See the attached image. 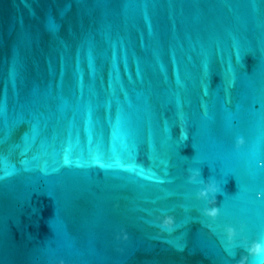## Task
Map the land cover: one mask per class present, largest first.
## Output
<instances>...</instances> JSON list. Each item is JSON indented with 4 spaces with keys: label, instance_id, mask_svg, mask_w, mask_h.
Wrapping results in <instances>:
<instances>
[{
    "label": "water",
    "instance_id": "obj_1",
    "mask_svg": "<svg viewBox=\"0 0 264 264\" xmlns=\"http://www.w3.org/2000/svg\"><path fill=\"white\" fill-rule=\"evenodd\" d=\"M259 193L264 0H0V264H264Z\"/></svg>",
    "mask_w": 264,
    "mask_h": 264
},
{
    "label": "clouds",
    "instance_id": "obj_2",
    "mask_svg": "<svg viewBox=\"0 0 264 264\" xmlns=\"http://www.w3.org/2000/svg\"><path fill=\"white\" fill-rule=\"evenodd\" d=\"M244 139L241 137L237 141V146L244 144ZM200 175L199 171H197L195 174L191 176V180L195 181L197 177ZM219 189L216 186L215 183L208 184L207 187L202 189L199 193L200 197L207 198L210 193L213 194V199L210 201L211 203H215V193L218 192ZM258 195L264 196V193H259ZM206 214L210 217L215 218L219 214V208L218 207H210L207 208ZM174 225V218L172 216H166L162 221V226L168 229H171ZM228 237L231 240L236 235V230L232 227L227 228ZM125 239L127 238V234H125ZM248 252L250 255L256 256V257H264V243H261L259 241L254 242L251 247L248 249ZM247 257L245 256L239 261V264H246Z\"/></svg>",
    "mask_w": 264,
    "mask_h": 264
}]
</instances>
